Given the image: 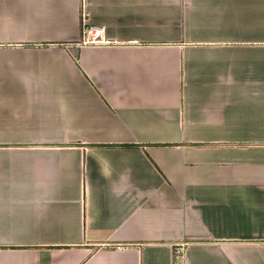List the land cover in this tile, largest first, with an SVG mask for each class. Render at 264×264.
<instances>
[{"label": "crops", "instance_id": "crops-1", "mask_svg": "<svg viewBox=\"0 0 264 264\" xmlns=\"http://www.w3.org/2000/svg\"><path fill=\"white\" fill-rule=\"evenodd\" d=\"M0 264H264V0H0Z\"/></svg>", "mask_w": 264, "mask_h": 264}, {"label": "built area", "instance_id": "built-area-1", "mask_svg": "<svg viewBox=\"0 0 264 264\" xmlns=\"http://www.w3.org/2000/svg\"><path fill=\"white\" fill-rule=\"evenodd\" d=\"M82 34L84 36V43H90V44L99 43V41H95V37L99 36L100 30H96V28L84 26V28L82 29ZM89 38H92V39L89 40ZM181 253H182L181 247L176 248L174 251V254H176V256L178 257L181 255Z\"/></svg>", "mask_w": 264, "mask_h": 264}]
</instances>
